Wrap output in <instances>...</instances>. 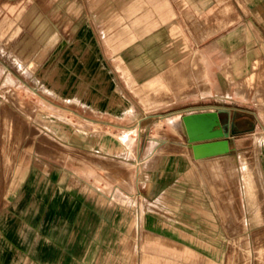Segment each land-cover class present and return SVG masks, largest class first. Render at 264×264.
I'll return each mask as SVG.
<instances>
[{
	"label": "rangeland",
	"instance_id": "1",
	"mask_svg": "<svg viewBox=\"0 0 264 264\" xmlns=\"http://www.w3.org/2000/svg\"><path fill=\"white\" fill-rule=\"evenodd\" d=\"M224 8L220 25L218 16L193 17L195 42L207 20L211 42L220 39L210 43L208 65L195 52L193 81L186 71L176 75L186 82L130 79L133 94L126 89L117 110L112 96L120 92L85 31L88 1L0 0V185L14 177L19 188L7 199L33 201L11 211L35 222L45 214L51 235L94 228L99 264H263L264 95L242 94L246 114L232 109L240 83L264 92V28L234 15L230 2ZM187 85L192 95L181 89ZM227 153L238 187L225 169L215 177L198 161ZM25 183L33 186L28 196ZM74 200L82 206L63 207Z\"/></svg>",
	"mask_w": 264,
	"mask_h": 264
},
{
	"label": "crops",
	"instance_id": "2",
	"mask_svg": "<svg viewBox=\"0 0 264 264\" xmlns=\"http://www.w3.org/2000/svg\"><path fill=\"white\" fill-rule=\"evenodd\" d=\"M86 1H88V10L83 15L87 22L85 31L88 33L89 43L95 49L99 62L105 65L107 72L111 75L115 88L120 92V95H117L119 97L122 95L124 101L128 94L126 89L133 94L130 79L136 80L140 86L151 79L179 80L180 78L176 75L186 71L190 80L193 81L195 52L198 64L199 62L202 65L210 63L209 55L211 52L214 53L210 49V43H220V39L211 42V29L207 20V24H203L199 32L202 36L201 40L196 39L197 42H195L192 27L194 16L201 17L202 22L205 21L204 17L218 16L220 25L225 21L224 7L228 1L235 5L234 15L249 17L253 25L264 28V0ZM220 17L224 18L220 19ZM115 22L120 23L115 24ZM261 27L257 30L260 31ZM222 30V27L219 28V31ZM237 58L235 63L242 65L239 69L237 67V78L245 81L247 76H244L242 72L243 65L247 61H243L242 56ZM207 70L209 76V67ZM197 71H199L198 68ZM168 73L172 75L168 76ZM180 80L182 81L183 78L181 77ZM247 88L246 81L234 88L233 96L236 104V107L232 109L234 116L237 112L243 114L247 112L243 108L247 98H244L242 94H247L250 98L264 95L262 89L259 90L261 93H255L253 89L248 92ZM181 89L189 92L188 95L193 94L189 91L192 90L189 85ZM249 103L257 107L254 116L260 121V116L257 114L260 111L258 101L250 99ZM112 104L114 109H123L118 101ZM191 105L192 111L200 109L199 106L193 108L194 103ZM1 135L0 121V139ZM33 179L32 176V181ZM24 186V192L27 196L30 195L33 186L30 183H25ZM246 187H248L247 191L250 190L248 185ZM18 188L14 177L11 178L9 187L3 188L0 185V264H99L96 242L98 234L92 232L93 228L88 227L85 232L69 231L67 235L62 233L51 235L45 214L35 222V217L31 214L19 215L11 211V209L22 207L23 204L27 209L33 207L30 205L33 201L29 199L20 201L19 205H12V201L7 199V194L16 193ZM70 202L68 201L63 207L76 209L82 206L78 200L72 201L71 204ZM52 211L50 210V213ZM68 218L70 219L67 221L74 224L78 216H68ZM93 218L96 217L89 216L86 220L91 224ZM35 223L37 230H35ZM78 223L82 224L85 221ZM82 239L89 242L83 245L76 242Z\"/></svg>",
	"mask_w": 264,
	"mask_h": 264
},
{
	"label": "bare ground",
	"instance_id": "3",
	"mask_svg": "<svg viewBox=\"0 0 264 264\" xmlns=\"http://www.w3.org/2000/svg\"><path fill=\"white\" fill-rule=\"evenodd\" d=\"M24 14V13H23ZM43 23V22H42ZM47 23V22H46ZM34 26V25H33ZM44 26V25H43ZM42 26V27H43ZM40 28V27H39ZM38 28V29H39ZM37 29V30H38ZM48 29V28H47ZM58 29V28H57ZM46 30V29H45ZM41 33V32H40ZM50 35V34H49ZM49 35H47V36H49ZM38 37V36H37ZM130 38V37H129ZM187 79H189V77L187 76L186 77ZM7 82H12V80L10 79V78H8V80H7ZM183 82H186V79H183ZM206 83V82H205ZM158 84V83H157ZM84 88V87H83ZM244 88V87H243ZM162 89H163V87H162ZM165 89V88H164ZM245 90H246V88H245ZM162 91V90H161ZM86 92V91H85ZM160 92V91H159ZM82 93V92H81ZM166 93H167V91H166ZM241 93V92H240ZM247 93V92H246ZM161 95V94H160ZM160 95H158V96H160ZM166 96V95H165ZM80 97V96H79ZM113 99H117L118 98V102L120 103V104H122V103H124V102H126V101H124L123 99H122V97L120 96H118L117 95V93H114L113 94ZM115 97H117V98H115ZM163 97V96H162ZM247 97V96H246ZM245 97V98H246ZM112 103H114L113 102V100H112ZM13 104H15V103H13ZM62 116V115H61ZM177 122V121H176ZM176 125L177 126H179V127H183L184 128V126H185V124H184V121L182 120V119H180L177 123H176ZM175 127V126H174ZM177 130V129H176ZM178 132V131H177ZM179 133V132H178ZM93 135V134H92ZM45 140V139H44ZM125 142V141H124ZM181 142V141H180ZM184 142H185V140H184ZM186 143V142H185ZM183 144V143H182ZM181 144V145H182ZM181 145L180 146H178L179 148L181 147ZM185 145V144H184ZM186 147V146H185ZM189 148V147H188ZM191 149V148H190ZM175 150V149H174ZM192 151V150H191ZM183 154V153H182ZM184 155H186V154H184ZM188 155V154H187ZM247 155H248V153H247ZM250 155H251V153H250ZM254 156V155H253ZM72 158V157H71ZM246 156L245 155H242L241 156V159H242V161H244V160H246ZM193 159V158H192ZM250 159H252V158H250ZM254 159V158H253ZM119 163H124V162H122L121 160H117ZM198 161H200L201 162V164L202 165H204V167H207L208 169H211L210 171L212 172V170L214 171V172H212V174H215V177H217V174H219L218 175V177H220V176H222V175H220V173H217L218 171H224V169L226 170V171H228L227 172V175L231 178V180H232V183H235L236 184V186L238 187V184H237V176H236V173H234V164H233V155H231L230 153H227V154H223L222 156H220V157H217V158H215V159H213V160H207V159H199ZM253 161V160H252ZM194 162V161H193ZM257 162V161H256ZM95 163H96V165L97 166H99L100 168H102L103 167V165H102V163H101V161H98V160H95ZM252 163V162H251ZM242 164H245V162H242ZM254 164V163H253ZM198 165H200V164H198ZM254 167V166H253ZM200 168V167H199ZM238 168V167H237ZM249 168V167H248ZM255 169V168H254ZM253 169V170H254ZM104 170V169H103ZM205 172V171H204ZM224 173V172H223ZM225 174V173H224ZM256 174V173H255ZM212 176V175H211ZM225 176H226V174H225ZM227 176V177H228ZM214 177V176H213ZM222 177H224V176H222ZM221 178V177H220ZM225 178V177H224ZM230 178H229V181H230ZM247 178V177H246ZM218 179V178H217ZM259 179V178H258ZM257 179V180H258ZM223 181V180H222ZM218 182H220V179L218 180ZM227 182V181H226ZM225 182V183H226ZM222 183H224V182H222ZM247 183V182H246ZM259 183V182H258ZM227 184H228V182H227ZM226 185V184H225ZM248 185V184H247ZM259 185H260V183H259ZM228 186H229V184H228ZM235 185L233 186V187H236ZM236 187V188H237ZM219 191H221V190H219ZM235 191H237V189L235 190ZM222 192V191H221ZM230 192V191H229ZM223 193V192H222ZM228 193V192H227ZM231 193V192H230ZM117 194V193H116ZM233 194V193H232ZM115 196V195H114ZM119 197V196H118ZM230 198L231 197H229V199H227V203H228V200H230ZM233 198V197H232ZM119 199H121V198H119ZM234 199V198H233ZM119 201V200H118ZM120 201H122V200H120ZM237 202V201H236ZM119 203H121V202H119ZM232 203V202H231ZM235 204V203H234ZM117 205V204H116ZM233 209V208H232ZM235 209H236V206H235ZM237 211V210H236ZM239 211V210H238ZM228 213V212H227ZM236 212H234V214H235ZM113 215H115V214H113ZM239 215V214H238ZM118 216V215H117ZM231 216H233V215H231ZM235 216H236V214H235ZM235 216H233V217H235ZM98 217V216H97ZM100 217V216H99ZM91 219V218H90ZM115 219V218H114ZM235 220H236V218H234ZM96 221V220H95ZM102 221H105V220H102ZM233 221V220H232ZM237 224V223H236ZM240 225V224H239ZM97 226V225H96ZM109 226V225H108ZM119 226H120V224H119ZM236 226V225H235ZM80 227V226H79ZM101 227V226H100ZM116 227V226H115ZM227 227H229V226H227ZM232 227V226H231ZM241 227V226H240ZM97 228V227H96ZM94 229V228H93ZM228 229V228H227ZM230 229V228H229ZM240 229V228H239ZM234 230H236V228L234 227ZM238 231V230H237ZM80 232V231H79ZM93 232V231H92ZM239 232V231H238ZM260 232V231H259ZM232 234V233H231ZM260 235L259 234H257V232H256V234L254 233V240L256 241V243H257V250H258V252H261L262 250H261V244L262 243H260ZM240 242V241H239ZM245 242H246V240H245ZM237 245V244H236ZM244 245V244H243ZM242 246V245H241ZM239 247V246H238ZM249 248V247H248ZM246 250V249H245ZM242 251H243V249H242ZM242 255H243V253H242ZM249 255V254H248ZM240 256H241V254H240ZM241 257H243V256H241ZM245 257V256H244ZM257 258V257H256ZM253 259V258H252ZM260 259V258H259ZM264 260V259H263ZM242 261H243V258H242ZM252 261V260H251ZM260 262V261H259ZM262 262V261H261ZM242 264H244V262L242 263ZM264 264V263H263Z\"/></svg>",
	"mask_w": 264,
	"mask_h": 264
}]
</instances>
